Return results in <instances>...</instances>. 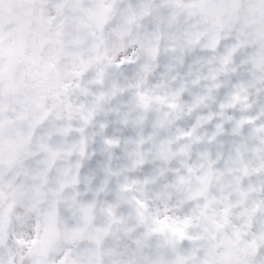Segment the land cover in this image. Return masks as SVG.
<instances>
[{
	"label": "snow or ice",
	"instance_id": "obj_1",
	"mask_svg": "<svg viewBox=\"0 0 264 264\" xmlns=\"http://www.w3.org/2000/svg\"><path fill=\"white\" fill-rule=\"evenodd\" d=\"M0 264H264V0H0Z\"/></svg>",
	"mask_w": 264,
	"mask_h": 264
}]
</instances>
